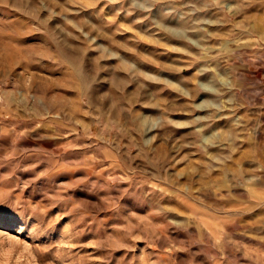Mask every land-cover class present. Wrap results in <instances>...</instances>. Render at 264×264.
<instances>
[{
    "label": "rangeland",
    "instance_id": "374dc122",
    "mask_svg": "<svg viewBox=\"0 0 264 264\" xmlns=\"http://www.w3.org/2000/svg\"><path fill=\"white\" fill-rule=\"evenodd\" d=\"M0 264H264V0H0Z\"/></svg>",
    "mask_w": 264,
    "mask_h": 264
}]
</instances>
